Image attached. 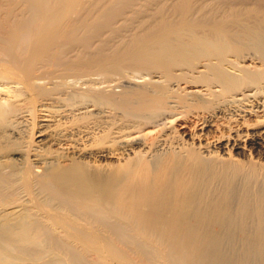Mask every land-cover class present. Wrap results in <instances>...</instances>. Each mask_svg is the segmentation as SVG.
<instances>
[{
	"label": "bare ground",
	"instance_id": "1",
	"mask_svg": "<svg viewBox=\"0 0 264 264\" xmlns=\"http://www.w3.org/2000/svg\"><path fill=\"white\" fill-rule=\"evenodd\" d=\"M245 151L264 156V9L0 0V264H264Z\"/></svg>",
	"mask_w": 264,
	"mask_h": 264
},
{
	"label": "rangeland",
	"instance_id": "2",
	"mask_svg": "<svg viewBox=\"0 0 264 264\" xmlns=\"http://www.w3.org/2000/svg\"><path fill=\"white\" fill-rule=\"evenodd\" d=\"M214 2L216 4H218L219 6H223V7H233V6H235V7H241V8H243V7H258V8L264 9V0H249V1L248 0H214ZM139 22H141V23L143 22L145 24L149 22V17H147V13L144 15V17H140L138 20H135V21L131 20V21L126 22L125 26L135 27L136 25H138ZM159 122L156 123V125L163 126L165 120H162V121H159ZM151 130H152V128L151 127H148L144 131H142L141 133L133 134L131 136V138H136L138 136L139 137L140 136H143L144 134L150 132ZM106 139H108V138H106ZM104 141H105V139L103 140V142ZM247 152L248 151H245L244 154L239 153V155H236L235 152H234V153H231V157H232V159L234 161H236L237 163H239V165H241L243 167V173L245 175L249 174L250 172H255V174L257 172V175L258 176H256L257 177L256 180H254L253 182L251 181L250 187H252L253 185L256 186L258 184H261V185L260 186H257V187H261L262 184H264V183H262V182H264V156H261L260 157L259 155L256 156V154H252V153L249 154ZM139 154L140 155L142 154V156L144 157V152H139L138 155ZM232 154H234V155H232ZM130 157L132 158V157H134V155H131L128 158L127 157L122 158L123 160L122 159H119V160H114V159H110V160L108 159V160H106V159H103V166H105L107 164L105 167H103L104 168L103 169L104 174H107L108 173V171H106V173H105V170L106 169H109V167H110L109 171L111 169H115V168L116 169L124 168L129 163L127 161H129V158ZM123 164H124V166H123ZM121 165L123 167H121ZM248 165H249V167H248ZM251 165H252V167H251ZM240 180H239V184H243L241 186L238 185L240 187L244 186L247 183V182L245 183L243 179H240ZM254 182H256L257 184L256 183L254 184ZM247 186H248V184H247ZM257 187H254V188H257Z\"/></svg>",
	"mask_w": 264,
	"mask_h": 264
}]
</instances>
